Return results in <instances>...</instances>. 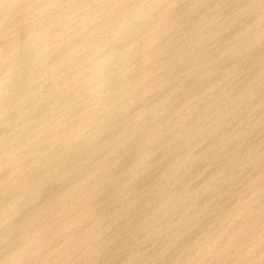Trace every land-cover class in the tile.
I'll return each mask as SVG.
<instances>
[{
	"label": "water",
	"instance_id": "95a60500",
	"mask_svg": "<svg viewBox=\"0 0 264 264\" xmlns=\"http://www.w3.org/2000/svg\"><path fill=\"white\" fill-rule=\"evenodd\" d=\"M254 32L264 0H0V264H264Z\"/></svg>",
	"mask_w": 264,
	"mask_h": 264
},
{
	"label": "bare ground",
	"instance_id": "6f19581e",
	"mask_svg": "<svg viewBox=\"0 0 264 264\" xmlns=\"http://www.w3.org/2000/svg\"><path fill=\"white\" fill-rule=\"evenodd\" d=\"M173 38L169 35H156L154 33L147 34L145 37V40L148 41L151 45L164 50V51H169V52H177L175 49H172L170 51V48L168 46V42L171 41ZM249 42L255 44V49L258 48H264V37L260 34V32H254L249 36ZM138 41V38H134V43ZM193 41H197L199 43V46H196L195 48L191 46V43ZM90 42L88 39L87 42H76V41H69L66 43V52H68L70 55H75V56H81L84 53L87 52V45ZM96 42V40L90 42V44H93ZM173 43L175 45H179L182 48H184L183 52H179V58H186L190 57L189 54H202L204 48L208 46V43L203 44V40L200 36L197 37H182L178 36L175 37L173 40ZM211 43V42H210ZM261 50V49H259ZM77 58V57H75ZM153 187V186H152Z\"/></svg>",
	"mask_w": 264,
	"mask_h": 264
}]
</instances>
